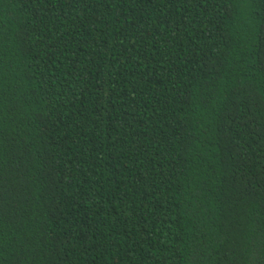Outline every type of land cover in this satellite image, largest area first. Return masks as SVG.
I'll list each match as a JSON object with an SVG mask.
<instances>
[{
	"label": "trees",
	"instance_id": "16d2710c",
	"mask_svg": "<svg viewBox=\"0 0 264 264\" xmlns=\"http://www.w3.org/2000/svg\"><path fill=\"white\" fill-rule=\"evenodd\" d=\"M0 264H264V0H0Z\"/></svg>",
	"mask_w": 264,
	"mask_h": 264
}]
</instances>
